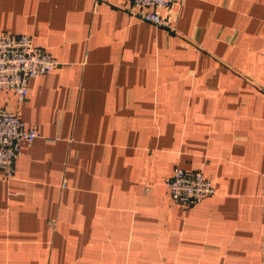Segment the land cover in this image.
<instances>
[{"label": "crops", "instance_id": "crops-1", "mask_svg": "<svg viewBox=\"0 0 264 264\" xmlns=\"http://www.w3.org/2000/svg\"><path fill=\"white\" fill-rule=\"evenodd\" d=\"M0 0L59 66L19 103L39 137L0 169V264H264V0ZM201 170L184 207L166 184Z\"/></svg>", "mask_w": 264, "mask_h": 264}, {"label": "built area", "instance_id": "built-area-1", "mask_svg": "<svg viewBox=\"0 0 264 264\" xmlns=\"http://www.w3.org/2000/svg\"><path fill=\"white\" fill-rule=\"evenodd\" d=\"M98 1V0H95ZM181 0H132L128 10L156 25H167L163 11ZM59 61L34 42L31 34L0 32V90L15 93L19 103L28 94L33 78L47 74L59 66ZM37 127L28 125L20 109L12 111L0 106V169L8 178L14 176L15 161L24 144L39 137ZM166 184L172 199L184 207L195 205L215 193L213 182L201 170L174 168Z\"/></svg>", "mask_w": 264, "mask_h": 264}]
</instances>
